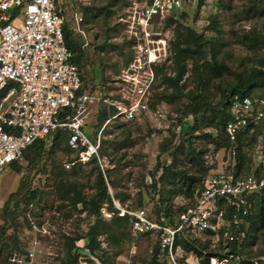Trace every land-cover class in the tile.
<instances>
[{
  "label": "built area",
  "instance_id": "obj_1",
  "mask_svg": "<svg viewBox=\"0 0 264 264\" xmlns=\"http://www.w3.org/2000/svg\"><path fill=\"white\" fill-rule=\"evenodd\" d=\"M185 1L189 0H136L117 17L115 25L121 42L126 40L128 59L116 77V90L106 94L84 88L82 71L71 63L72 53L63 38V27L69 23L64 1L0 0V176L6 166L21 163L24 151L35 141L48 140L60 131L67 133V146L74 154V161L65 164L66 170L96 159L103 172L105 161L99 154V137L92 140L85 133L94 106L113 110L112 118L125 122H140L145 113L162 118L160 109L152 112L148 107L156 80L154 66L168 56V32L163 24L168 18L180 17ZM73 17L72 30L82 36L87 48V36L81 28L84 13L76 11ZM260 106L264 102L248 95L230 96L232 118L225 125V133L231 142L264 119ZM231 152L235 154L234 148ZM252 161L255 165L260 162L262 167L254 166L244 175L231 171L212 174L189 202L182 200L184 210L175 217V225L159 223L145 209H129L113 198L112 204L119 217H129L134 234L155 236L159 264H189L182 261V252L176 245L183 229L196 235L210 233L213 242L220 238L246 240L241 226L243 217L251 213L249 198L264 190V134L257 137ZM33 208L30 204L29 210ZM100 214L107 219L111 216L105 208ZM28 219L33 232L46 234L45 225L39 227L30 215ZM2 224L3 221L0 227ZM258 259L253 263L264 261V244ZM227 262L211 258L209 264ZM44 263L34 249H29L23 256L13 254L5 264Z\"/></svg>",
  "mask_w": 264,
  "mask_h": 264
},
{
  "label": "trees",
  "instance_id": "obj_2",
  "mask_svg": "<svg viewBox=\"0 0 264 264\" xmlns=\"http://www.w3.org/2000/svg\"><path fill=\"white\" fill-rule=\"evenodd\" d=\"M62 1L65 2L66 7L67 0ZM71 1L77 8L80 5H84L79 0ZM205 1L206 0H199V6ZM187 3L188 2L185 1L183 7L187 6ZM71 9H73V6ZM83 10L84 20L81 23V28L86 36L89 34L88 31L91 30V28L88 27L90 18L95 19L99 15H102L98 14L101 10L106 12L105 17H109L112 12H110V7L98 9L95 5L84 6ZM184 10L185 9H183L179 18L175 20L173 18H168L163 24L164 30L168 28L173 30V38L169 42L167 58L154 66L156 80L152 87L150 102L148 104L149 110L154 112L160 109L163 115L160 119L164 120L167 118V115L172 114L171 109H173L176 116L174 117L172 114V127L175 128L180 126L181 128L178 133L174 132L173 134L177 136L185 135L190 138L196 131L194 129L189 131L188 127L191 120L194 122L198 120L197 114L199 113L201 119L207 118V127L216 132L215 137L211 134H204L203 137L209 141L210 145L214 146L215 150H222L228 154L229 164L227 165V170L232 173L240 174V172L245 169L246 174L254 166H256V169H260L262 167L261 163L259 162L255 165L252 161V153L250 152L247 156L242 148L243 144L248 140H252L253 142L257 136L264 134V119L253 129L247 128L236 137L234 142H231L226 135L225 125L232 118L229 108V98L233 94L242 93L248 95L253 100L264 102V91L260 97L255 94L257 88H264V65L251 67L249 70L243 72L242 75L238 74L235 82L231 83L226 81L225 87H217L216 91L219 93V100L218 103L213 106L212 102L209 100L210 97L207 94L206 87L211 83L210 80L222 79L224 74H233L232 68L218 58L219 50L217 48L221 44L219 42V37L213 40L207 39L192 28L181 24V21L186 17L187 13ZM72 14L69 18V23H66L63 27L64 45L72 53L71 63L78 66L81 70V64H83V59L87 57L88 50L84 48V39L82 36L75 34L72 30V24L74 22ZM211 24H215V22L211 21ZM110 31L111 29L108 30L107 33L110 34ZM114 33L120 35V30L116 25L114 26ZM216 33L220 36L222 30L218 29ZM240 43L243 46L252 47L256 44V40L255 38L244 36ZM125 44L126 40L122 41L118 46L123 48ZM192 83L194 87L188 89V87L192 86ZM82 84L85 88L86 81L83 76ZM114 90H116V88L112 86L107 90L106 94ZM212 97H214V95ZM260 110L264 111V106H260ZM207 111L210 113V118L207 115L205 117ZM113 116V110L104 106L99 107L97 127L101 128L109 120V122L120 120L118 118H112ZM154 120H157V118H154L149 113H145L142 121L147 122ZM128 123L137 122L130 121ZM86 127L85 133H87ZM96 139L97 137L92 140ZM67 140V133L60 131L53 134L48 140L35 141L24 151L22 160L27 163L26 172L21 176L18 191L14 194H10L9 201L4 204L5 215L3 217V224L0 227V243L2 246H10V249L4 257L2 254L0 255V264H5L7 259L15 253H25L28 251L27 248V250H23V248L19 247L18 233L20 232V225H22L19 221L23 219V221L26 222L27 230L31 229L26 213L29 211L28 213L34 214L33 210H29V205L33 204V206H35L33 202H35L40 195H38L39 190L36 188L35 183H31L29 174L34 172V170L37 171L43 163V159L46 157L48 158L47 164L50 165L54 178L53 196L55 201L61 205L60 208L69 206L74 210H78L79 214H85L86 217L92 221L86 233L82 235L75 234L73 236L70 234L65 235L66 252L64 258L58 264H78L77 261L80 256L89 257L97 264H115V259L121 255V248L119 250V245L123 242L127 230L131 232L135 240L140 238L151 240V249L145 264H159V248L155 236L151 234H134L130 226L129 217H119L117 215L118 211L113 206L111 198L118 201L121 206L127 205V207L132 210L145 209L149 217L153 220L159 223H169L171 225H175V217L184 210V206H178L175 215H173L172 210L174 206H172L170 202L166 203L161 198L155 202L152 198L145 197L144 199L142 195L139 199V206L127 204L125 202V196L117 192H112L114 191L112 187L114 183L110 179V172L109 170L107 171V168H104L102 172L96 159H91L87 164L92 166L91 173H95L94 190L90 196L84 195L82 190L78 188V185L69 180L70 178L67 176V172H64L62 168L61 160H59V158L57 160L54 156H51L55 152H60L61 154H65V156H73L74 154L67 146ZM99 143V154L105 161L109 154L101 147L100 138ZM233 148L235 150L234 155L231 152ZM178 150L182 152L184 150L183 145L176 149V151ZM204 152V150H197L192 146L190 140L188 141L186 154L187 162L190 165L195 163L202 169L207 170V177L204 180L196 174H188L181 170H175L174 163L176 159L174 157L170 165L157 167V173L162 169V174L159 176L158 182L154 180L151 186L156 188L157 183L163 184L168 178L172 177L175 179L176 176H179L182 183L178 188V192L182 196L181 199L184 201L191 200L194 194L199 189L203 188L205 181L211 176L209 167H204L201 160ZM73 161L74 159L70 160L67 158L63 166ZM19 164L20 163H15L11 165V168L15 170L16 166ZM72 167H70V169H72ZM40 173L44 174L45 172L43 170ZM197 185L199 186L196 187ZM249 199L251 203V213L243 217L244 222L241 226V228L246 231V240L237 242L220 238L217 242H214L217 243V248L215 249L211 247V243L213 244L214 240L210 233L196 235L190 230L183 229L180 231L176 242L177 247L182 252V261H186L188 256H193L197 260V264H209L211 258L227 260V264H254L251 253L245 254L244 247L246 246V241L253 235V232H259L264 227V190L258 194L252 195ZM25 201L26 204L23 207ZM60 208L58 210H61ZM102 208H105L107 212L111 214L110 218L107 219L100 214ZM233 210L234 208L228 212V216L231 215ZM259 223L261 226H259ZM11 232L12 234H10ZM10 240L13 242L12 246L9 244ZM80 240L84 242L82 248L76 245ZM102 241H105L110 248L117 249V252H115L112 257H107L108 254L101 248ZM98 252L101 253V256L98 255ZM95 256L99 257L101 261Z\"/></svg>",
  "mask_w": 264,
  "mask_h": 264
},
{
  "label": "rangeland",
  "instance_id": "obj_3",
  "mask_svg": "<svg viewBox=\"0 0 264 264\" xmlns=\"http://www.w3.org/2000/svg\"><path fill=\"white\" fill-rule=\"evenodd\" d=\"M134 1L136 0H91L89 2L88 5H95L98 9L110 7V12H112L109 17H105L106 12L101 10L98 14L102 15L95 19H89L88 27L91 30L88 31L87 36L88 53L87 57L83 59V64H81L87 90L107 93L109 88L114 87L116 77L120 75L125 63H127L128 46L126 44L123 48L118 46L121 43V36L114 33V26L117 17ZM187 2V6L184 7V11L187 12L186 17L181 21V24L192 28L207 39L213 40L219 37L221 44L217 48L219 50L218 58L232 68L233 74H224L222 79L210 80L211 83L206 87L209 100L215 106L219 100L217 87H225L226 81L235 82L238 74L242 75L251 67L264 65V0H206L201 6H199V0ZM88 5H80L77 8L71 0H67L66 9L64 8L65 15L70 18L73 12L72 15L76 11L84 13L83 7ZM72 6L73 9H71ZM211 21H214L215 24H211ZM110 29V34H108L107 31ZM218 29L222 30L220 36L216 33ZM172 31L170 28L167 29L168 34L166 36L169 42L173 38ZM244 36L255 38L256 44L252 47L241 45L240 42ZM193 87L192 83L188 89ZM263 91L264 88H257L255 94L260 97ZM213 95L214 97H212ZM99 107L101 105L92 108V113L87 121L86 134L90 139L100 138L101 147L109 154L105 160V168L107 171L109 170L110 179L114 183L112 186L114 191L112 192L125 196L127 204L139 206L141 195L144 196V199L145 197L152 198L155 202L161 198L174 206L172 214L175 215L178 206L189 202V200L183 202L182 196L178 192V188L182 184L179 176H176L175 179L170 177L163 184L157 183L156 188L151 186L154 180L158 182V178L162 174V169L157 173V167L170 165L174 157L176 159L175 170L196 174L203 180L207 177V170L195 163L190 165L187 162L186 154L189 140L197 150L205 151L201 160L204 167H209L211 175L229 172L227 170L229 164L227 152L215 150L214 146L210 145L209 141L203 137L204 134H211L215 137L216 132L207 127V118L201 119L199 113L197 114L198 120L196 122L191 120L188 127L189 131L193 129L196 131L190 138L185 135L173 134L181 130V128L177 130L176 127H172L171 119L176 116L173 109H171L173 116L169 114L164 120L157 119L137 123L114 120L107 121L101 128H98ZM206 115L211 117L208 111L205 117ZM257 137L255 141L248 140L243 144L242 149L247 156L250 152L252 156L254 155ZM181 145H183L184 150L182 152L181 150L176 151ZM51 156L61 160L62 168L64 172H67L69 180L76 183L84 195L90 196L93 193L95 173H91V165L82 167L76 164L72 169L66 170L63 166L64 162L67 158L73 160L74 155L65 156V154L55 152ZM47 159V157L43 159L38 172L34 170L29 174V179L31 183H35L40 196L33 202L35 204L34 214L28 213L29 211L26 213L27 219L29 215L32 216L39 227L45 225L46 234L35 233L32 229L27 230L26 222L20 219L19 222L22 225H20L18 238L19 247L23 250L26 248L28 250L34 249L37 257L45 262L44 264H58L66 252L65 235L73 236L86 233L92 221L85 214H79L78 210L69 206L60 208L61 205L55 201L53 196L54 178L51 167L47 164ZM26 168L27 163L22 160L15 170L11 166H6L1 173L0 222L3 221L5 215L4 204L9 201L10 194L18 191L21 176L25 174ZM43 170L45 173L41 174L40 172ZM240 174L244 175L245 169ZM25 204L26 201L23 203V207ZM59 208L61 210H58ZM259 226H261L260 223ZM102 242L101 248L106 251L107 257H112L117 249L110 248L105 241ZM9 244L12 246V240L9 241ZM245 244V254L251 253L252 260L259 262L258 258L264 244V227L259 232H253ZM9 247L1 245L3 257L9 252ZM211 247L216 249L217 243H211ZM120 248L121 255L115 259V264H145L151 249V240L141 238L135 240L131 232L127 230L123 242L119 245V250ZM25 253L17 254L23 256ZM98 255L101 256V253L98 252ZM95 257L101 261L99 257ZM77 262L78 264H97L85 256H80ZM260 263H264V261Z\"/></svg>",
  "mask_w": 264,
  "mask_h": 264
},
{
  "label": "crops",
  "instance_id": "obj_4",
  "mask_svg": "<svg viewBox=\"0 0 264 264\" xmlns=\"http://www.w3.org/2000/svg\"><path fill=\"white\" fill-rule=\"evenodd\" d=\"M87 39V38H86ZM85 41V40H84ZM88 42V41H87ZM89 44V42H88ZM88 47V46H87ZM79 248H82L84 246V242L82 240L78 241L76 244ZM50 255V253H49ZM80 258V257H79ZM187 262L189 264H197V260L193 256H188L187 257Z\"/></svg>",
  "mask_w": 264,
  "mask_h": 264
}]
</instances>
